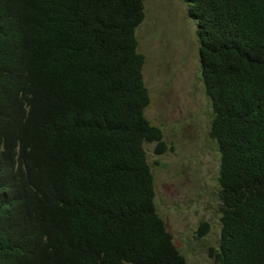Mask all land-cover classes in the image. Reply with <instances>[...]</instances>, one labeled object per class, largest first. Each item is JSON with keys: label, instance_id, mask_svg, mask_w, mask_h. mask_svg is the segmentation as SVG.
Segmentation results:
<instances>
[{"label": "trees", "instance_id": "obj_1", "mask_svg": "<svg viewBox=\"0 0 264 264\" xmlns=\"http://www.w3.org/2000/svg\"><path fill=\"white\" fill-rule=\"evenodd\" d=\"M220 156L218 264H264V0H181ZM142 0H0V264H187L157 213ZM208 225L199 227V234Z\"/></svg>", "mask_w": 264, "mask_h": 264}, {"label": "rangeland", "instance_id": "obj_2", "mask_svg": "<svg viewBox=\"0 0 264 264\" xmlns=\"http://www.w3.org/2000/svg\"><path fill=\"white\" fill-rule=\"evenodd\" d=\"M142 1L145 18L136 38L150 97L145 117L168 147L156 154L153 143L144 145L157 213L187 264H218L220 156L209 137L212 110L201 79L197 26L181 0ZM203 223L208 231L200 235Z\"/></svg>", "mask_w": 264, "mask_h": 264}, {"label": "clouds", "instance_id": "obj_3", "mask_svg": "<svg viewBox=\"0 0 264 264\" xmlns=\"http://www.w3.org/2000/svg\"><path fill=\"white\" fill-rule=\"evenodd\" d=\"M197 26V25H196ZM197 30V29H196Z\"/></svg>", "mask_w": 264, "mask_h": 264}]
</instances>
